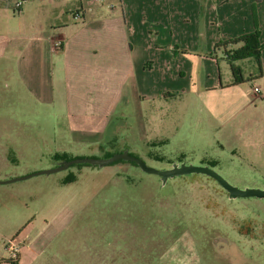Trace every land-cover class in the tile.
Wrapping results in <instances>:
<instances>
[{
  "label": "rangeland",
  "instance_id": "obj_1",
  "mask_svg": "<svg viewBox=\"0 0 264 264\" xmlns=\"http://www.w3.org/2000/svg\"><path fill=\"white\" fill-rule=\"evenodd\" d=\"M34 1L20 12L0 11V115H13L0 117V143L11 147L0 149V181L27 177L0 184L2 226L9 221L18 239L27 236L29 223L30 238L39 229L51 237L30 264H121V250L128 244L131 252L136 242L144 246L146 264L177 244H188L202 264H264V199H230L204 175L162 183L128 162L72 164L38 174L64 161L127 152L155 170L209 167L233 187L264 191V101L251 93L261 58L260 70L253 58L235 62L246 82L230 87L221 51L210 53L215 64L193 55L192 92L160 105L146 102L141 112L129 109L124 117L118 112L106 130L96 132L102 124L72 117L59 101L56 62L52 65L43 49L45 36L33 24L35 8H28ZM190 26L196 28L190 41L205 56L221 29L203 18ZM173 36L161 33L162 45L180 44L177 30ZM215 82L224 89L199 96L198 85ZM70 177L74 181L64 184ZM6 245L1 242V258L8 254Z\"/></svg>",
  "mask_w": 264,
  "mask_h": 264
},
{
  "label": "crops",
  "instance_id": "obj_2",
  "mask_svg": "<svg viewBox=\"0 0 264 264\" xmlns=\"http://www.w3.org/2000/svg\"><path fill=\"white\" fill-rule=\"evenodd\" d=\"M34 2V5L28 7L35 8L33 24L44 34L43 49L48 53L52 65L56 62L60 75L57 88L59 101L64 102L67 113L72 117L87 119L92 126L102 124L101 128L97 126L99 129L96 132L102 128L106 130L118 112L124 117L129 109L141 112L146 102L152 101L160 105L168 97L192 92L194 86L197 87L191 80L194 64L192 56L195 55L199 61L215 64L216 60L210 54L214 45L253 31L254 20L263 49L260 52L262 71L259 83L254 81L252 84V87L259 88L260 93L255 95L252 88L251 93L254 99L259 97L264 101V0ZM68 2L72 4L69 5ZM4 7H9V4L6 0H0V11L5 10ZM76 10H80L81 19L71 18ZM202 18L209 26H213L215 22L221 29V35L211 38L205 47L207 56H202L196 44L193 45L190 41L196 28H188L191 21L199 22ZM176 30L182 38L180 44L173 46L170 42L168 46L162 45L164 42L160 40L161 33H168L173 38ZM55 41L61 45L58 51L52 49ZM199 81L202 82L203 79ZM229 83L232 87V81ZM198 88L199 96L208 91L224 89L219 82L210 85L202 83ZM50 98L53 100V93ZM132 114L135 113L132 111ZM12 116L0 115L2 118ZM0 149L11 147L8 145L6 148L0 143ZM10 217L11 210L6 207L4 218L7 220ZM8 222L5 221L2 226L0 209V256L1 242L18 245L19 256L11 259L9 252H5V257H0V264H30L34 260V254L40 252L51 237L39 229L30 238L29 234L33 232L34 225L29 223V234L18 239L19 234L16 229L10 228ZM187 245L177 244L174 249L166 250V253L152 259L149 264H202L195 258L193 250L186 248ZM33 246L35 249L32 251ZM179 246L182 247L181 251L177 249ZM125 247L126 251L121 250V264H146L142 244L136 242L131 247V252L128 244ZM172 252L174 255H171Z\"/></svg>",
  "mask_w": 264,
  "mask_h": 264
},
{
  "label": "water",
  "instance_id": "obj_3",
  "mask_svg": "<svg viewBox=\"0 0 264 264\" xmlns=\"http://www.w3.org/2000/svg\"><path fill=\"white\" fill-rule=\"evenodd\" d=\"M118 161L135 163L141 171L147 174H154V175L159 176L162 183H165L168 179H171L174 177H180V176H185L189 174H201V175H204L216 181L218 185L228 194V197L230 199H236V198L264 199V191L257 190V189L241 190L236 187H233L209 167H194V166L184 165V164H180V165L174 164L166 170L159 171V170H155V169L147 167L141 160L133 156H130L127 152L113 155L112 157L107 158V159L86 158V159H75L71 161H64V162L59 163L56 168L44 170V171L39 172L38 174H51V173L59 172V171L67 169L72 164H89L91 166L104 167V166H108L113 163H116ZM25 178L27 177L13 179L12 181H16L19 179H25ZM4 182H10V181H3V182L0 181V183H4Z\"/></svg>",
  "mask_w": 264,
  "mask_h": 264
},
{
  "label": "trees",
  "instance_id": "obj_4",
  "mask_svg": "<svg viewBox=\"0 0 264 264\" xmlns=\"http://www.w3.org/2000/svg\"><path fill=\"white\" fill-rule=\"evenodd\" d=\"M254 30L246 33L240 37L225 40V41H219L214 45L213 52L221 51L224 60L227 62L231 76H232V85H239L246 82L245 79H243L241 75L240 69L235 65V62L247 59V58H253L260 70V52L263 49V45L259 42V30L257 27V24L254 20ZM56 159H66L63 157V155L55 156ZM124 161H118L113 164H117ZM134 166L137 167L135 163L128 162ZM71 181H74L72 177H70L68 180L64 182V184H68ZM14 263V262H12Z\"/></svg>",
  "mask_w": 264,
  "mask_h": 264
},
{
  "label": "built area",
  "instance_id": "obj_5",
  "mask_svg": "<svg viewBox=\"0 0 264 264\" xmlns=\"http://www.w3.org/2000/svg\"><path fill=\"white\" fill-rule=\"evenodd\" d=\"M7 3L9 4V7L13 10V11H16V12H20L23 5L28 2V1H32V0H6ZM42 1V0H40ZM93 1H96V0H93ZM82 17V14L80 12V10H76L74 11L73 15H72V18L73 19H81ZM60 42L58 41H55L52 45V49L54 51H58L60 49ZM252 92L255 94V95H259L260 91H259V88L258 87H252ZM7 250L9 252V256L11 259H15L16 257V254L18 252V245L16 244H13V243H10L7 247Z\"/></svg>",
  "mask_w": 264,
  "mask_h": 264
},
{
  "label": "flooded vegetation",
  "instance_id": "obj_6",
  "mask_svg": "<svg viewBox=\"0 0 264 264\" xmlns=\"http://www.w3.org/2000/svg\"><path fill=\"white\" fill-rule=\"evenodd\" d=\"M227 195H228V194H227ZM253 240H256V238H253ZM223 241H226V242H227V240H226V239H225V240L223 239Z\"/></svg>",
  "mask_w": 264,
  "mask_h": 264
}]
</instances>
